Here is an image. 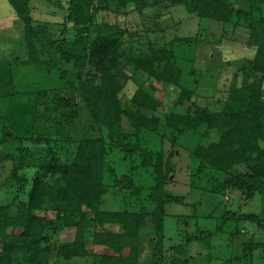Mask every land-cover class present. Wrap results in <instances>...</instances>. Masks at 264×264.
Here are the masks:
<instances>
[{
    "label": "trees",
    "instance_id": "trees-1",
    "mask_svg": "<svg viewBox=\"0 0 264 264\" xmlns=\"http://www.w3.org/2000/svg\"><path fill=\"white\" fill-rule=\"evenodd\" d=\"M8 1L23 23L25 53L0 73V165H8L5 184L13 193L0 203V264H73L83 257L93 264H188L195 262L184 255L189 243L223 234L230 251L217 246L219 264H254L255 252L262 262L264 238L235 250L233 242L241 232L234 221L264 231V211L225 208L213 228L178 229V241L164 232V219L165 204L182 198L165 185L184 133L199 134L187 151L191 178L213 193L236 188L264 202V0H47L43 20L32 15L36 0ZM178 3L221 24V39L226 26L247 33L252 52L239 66L245 79L217 110L194 103L181 83L176 58L186 55L175 52L179 37L132 52L138 32L128 29V13ZM110 11L114 18L98 16ZM172 85L177 97L161 112ZM65 229H73L71 239L58 238ZM94 244L111 252L92 251Z\"/></svg>",
    "mask_w": 264,
    "mask_h": 264
},
{
    "label": "rangeland",
    "instance_id": "rangeland-1",
    "mask_svg": "<svg viewBox=\"0 0 264 264\" xmlns=\"http://www.w3.org/2000/svg\"><path fill=\"white\" fill-rule=\"evenodd\" d=\"M39 1H34L35 8L33 7L31 12L35 18L43 20L44 16L41 14L42 9L40 7L43 4V8L48 11L49 1ZM105 13L101 12L98 16L100 17L101 14L106 18H114L115 16L111 11L107 12L106 15ZM126 25L129 30L137 29L136 32H138V36L133 38L131 42L133 53L148 51L150 43L163 44L173 37H179L181 42H175V52L186 55V58H176L177 64L182 69L180 80L185 87L192 90L191 100L199 106L211 110L219 109L228 91L240 85L245 79V74L239 69L240 59L250 56L252 52L250 45L246 43L247 33L245 30H241L240 33L237 31L233 33L231 27L226 26L223 28L225 33L221 39L219 34L221 24L211 19L198 17L189 12L182 3L166 8H159V6L146 8L143 13L131 10L127 15ZM22 29L23 23L14 14L9 1L0 0V73L8 61L12 60L13 55L22 57L25 53L21 40ZM43 33L45 35L44 41H47V33ZM197 33L199 35L196 37ZM184 38H191V40L185 42ZM190 58L192 59L189 60ZM62 65L68 66L67 64ZM192 66L195 68L194 72L189 70ZM134 88L135 84L132 81L127 82L124 86L128 95L132 93ZM178 90L179 87L175 86H169L165 90L161 112L171 109ZM184 101L185 106L192 108L191 101ZM3 111L4 103L0 101V114ZM178 141L179 146L175 147V155L173 156L176 169L165 185V190L171 194H179L182 198L180 201H171L165 204L164 232L167 235L173 236L175 241H178L177 232L180 228L187 226L189 232H193L198 227L213 228L218 216L225 208L236 212L251 211L256 214H261L264 211V202L259 194L245 198L244 194L236 188H229L224 194L213 193L200 182V179L191 178L190 169H188L191 160L187 151L189 147H193L199 141V134L184 133L179 136ZM168 143L165 140L163 144L168 147ZM7 174L8 165H0V203L8 202L13 196L12 190L5 184ZM209 214H212V217H208ZM234 222L241 232L234 237L233 250L241 241L264 238V231L257 228L254 223L244 219H238ZM72 236L73 229H65L58 238L71 239ZM144 240L146 242L147 238ZM227 240L228 234H223L221 237L212 236L208 239L192 241L186 247L184 255H194L195 262L188 264H219V259L216 256L217 249L226 246ZM89 247L98 253L111 252L105 251L103 245L94 244ZM148 251L149 247L146 245L142 254L143 258ZM226 251H230L227 246ZM209 254L212 259L205 262ZM254 255V264H264V259L262 262L256 261L260 259L259 252H255ZM89 260L90 258L83 257L76 259L73 264H93Z\"/></svg>",
    "mask_w": 264,
    "mask_h": 264
},
{
    "label": "water",
    "instance_id": "water-1",
    "mask_svg": "<svg viewBox=\"0 0 264 264\" xmlns=\"http://www.w3.org/2000/svg\"><path fill=\"white\" fill-rule=\"evenodd\" d=\"M94 261V258L93 257H90V260H89V262H93Z\"/></svg>",
    "mask_w": 264,
    "mask_h": 264
}]
</instances>
